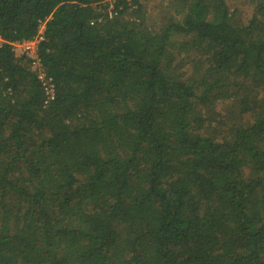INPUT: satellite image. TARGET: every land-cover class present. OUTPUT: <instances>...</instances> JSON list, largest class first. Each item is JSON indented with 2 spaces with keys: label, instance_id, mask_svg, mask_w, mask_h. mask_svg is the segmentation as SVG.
<instances>
[{
  "label": "trees",
  "instance_id": "1",
  "mask_svg": "<svg viewBox=\"0 0 264 264\" xmlns=\"http://www.w3.org/2000/svg\"><path fill=\"white\" fill-rule=\"evenodd\" d=\"M106 1L0 0V264H264V0Z\"/></svg>",
  "mask_w": 264,
  "mask_h": 264
},
{
  "label": "built area",
  "instance_id": "2",
  "mask_svg": "<svg viewBox=\"0 0 264 264\" xmlns=\"http://www.w3.org/2000/svg\"><path fill=\"white\" fill-rule=\"evenodd\" d=\"M111 2L113 0H110ZM130 1V0H128ZM111 17V14L109 15ZM45 23H41L38 28L37 34L30 40L13 43V50L15 47L20 48L21 55H25L30 60V67L33 71H36L37 77L40 80L44 94L46 96L45 103L48 100L54 98V84L51 77H47L42 70V64L38 56V48L40 43L44 40ZM3 40L0 38V46L3 44ZM16 53V52H15ZM18 55V54H17Z\"/></svg>",
  "mask_w": 264,
  "mask_h": 264
},
{
  "label": "rangeland",
  "instance_id": "3",
  "mask_svg": "<svg viewBox=\"0 0 264 264\" xmlns=\"http://www.w3.org/2000/svg\"><path fill=\"white\" fill-rule=\"evenodd\" d=\"M166 0H141V3L143 5V9L148 17L149 23L157 24L158 21V14L162 8V4H164ZM240 2L239 3L240 5ZM106 3H108V8L106 9V13L108 16L111 14L112 15V9H113V4L110 0H107ZM250 9H246L245 12L248 13ZM110 17V16H109ZM15 52L18 54L17 56L21 55V50L18 47H15ZM190 65L186 66L184 68L185 71L190 72L191 69L189 68ZM219 107V106H218ZM220 107H223L222 105ZM220 112V111H218Z\"/></svg>",
  "mask_w": 264,
  "mask_h": 264
}]
</instances>
